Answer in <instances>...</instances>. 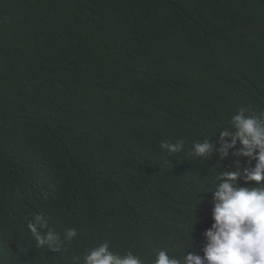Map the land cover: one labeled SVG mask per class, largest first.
<instances>
[{
  "label": "trees",
  "instance_id": "1",
  "mask_svg": "<svg viewBox=\"0 0 264 264\" xmlns=\"http://www.w3.org/2000/svg\"><path fill=\"white\" fill-rule=\"evenodd\" d=\"M240 108L264 112V0H0V264L202 256L216 175L255 161L193 145ZM33 213L78 239L36 248Z\"/></svg>",
  "mask_w": 264,
  "mask_h": 264
},
{
  "label": "clouds",
  "instance_id": "2",
  "mask_svg": "<svg viewBox=\"0 0 264 264\" xmlns=\"http://www.w3.org/2000/svg\"><path fill=\"white\" fill-rule=\"evenodd\" d=\"M234 131L225 129L220 133L222 146L217 149L209 139L194 143L196 156H208L219 151L221 158L228 150L240 148L236 155L255 161L252 167L234 171H223L216 175L215 191L212 198L211 216L213 223L204 236L203 255L185 252L177 257L167 249H159L154 257L142 258L132 250L121 253L108 241L87 248L81 255H73L68 264H264V112L247 115L240 108L230 120ZM226 137H231L230 141ZM160 149L168 156L175 157L183 151V141H161ZM243 180L248 186H241ZM254 181L255 185L248 182ZM50 217L33 213L27 219V230L36 248H47L52 252L67 250L79 233L76 228L57 232L49 223ZM0 240V251L5 246ZM188 247V246H187Z\"/></svg>",
  "mask_w": 264,
  "mask_h": 264
}]
</instances>
